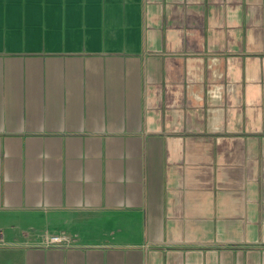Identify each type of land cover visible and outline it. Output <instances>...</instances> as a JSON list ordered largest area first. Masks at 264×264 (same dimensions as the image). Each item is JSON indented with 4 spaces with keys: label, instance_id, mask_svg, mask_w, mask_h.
Here are the masks:
<instances>
[{
    "label": "crops",
    "instance_id": "0c3cea01",
    "mask_svg": "<svg viewBox=\"0 0 264 264\" xmlns=\"http://www.w3.org/2000/svg\"><path fill=\"white\" fill-rule=\"evenodd\" d=\"M0 264H264V0H0Z\"/></svg>",
    "mask_w": 264,
    "mask_h": 264
},
{
    "label": "built area",
    "instance_id": "2783aa9c",
    "mask_svg": "<svg viewBox=\"0 0 264 264\" xmlns=\"http://www.w3.org/2000/svg\"><path fill=\"white\" fill-rule=\"evenodd\" d=\"M75 244V240L70 238L69 235L62 232L60 234L52 235L46 238L44 247L48 248H63L72 247Z\"/></svg>",
    "mask_w": 264,
    "mask_h": 264
}]
</instances>
